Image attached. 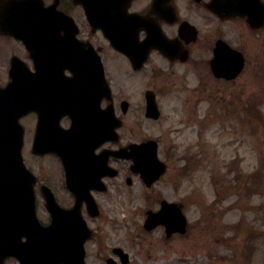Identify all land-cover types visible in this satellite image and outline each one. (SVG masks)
Segmentation results:
<instances>
[{"label": "flooded vegetation", "instance_id": "af4514ba", "mask_svg": "<svg viewBox=\"0 0 264 264\" xmlns=\"http://www.w3.org/2000/svg\"><path fill=\"white\" fill-rule=\"evenodd\" d=\"M34 1L43 19L33 22L28 49L0 34V112L19 113L27 91L24 153L41 225L48 227L53 214L68 215L54 202L63 211L77 205L70 216L83 218L96 237L95 222L117 188L130 182L153 189L116 152L142 148L147 156L156 142L168 164L184 132L202 133L212 114L243 111L246 89L264 78V28L253 24L259 8L233 0H104L111 5L105 12L114 14L110 23L123 31L115 45L90 26L87 0ZM92 2L94 13L103 12L99 0ZM57 12L64 21L53 25ZM13 63L28 76L12 75Z\"/></svg>", "mask_w": 264, "mask_h": 264}, {"label": "rangeland", "instance_id": "374dc122", "mask_svg": "<svg viewBox=\"0 0 264 264\" xmlns=\"http://www.w3.org/2000/svg\"><path fill=\"white\" fill-rule=\"evenodd\" d=\"M260 80L250 93L252 85L246 89L241 115L215 113L202 133L192 128L183 133L167 176L152 190L139 184L116 189L111 205L95 222L97 235L87 245V264H103L114 247L126 249L134 264H264ZM256 99L259 113L254 111ZM159 198L182 205L188 221L185 235L167 239L162 229L144 231L145 213Z\"/></svg>", "mask_w": 264, "mask_h": 264}, {"label": "water", "instance_id": "95a60500", "mask_svg": "<svg viewBox=\"0 0 264 264\" xmlns=\"http://www.w3.org/2000/svg\"><path fill=\"white\" fill-rule=\"evenodd\" d=\"M11 3L10 1L5 4ZM4 5V4H3ZM5 13L3 20L6 22H14L11 15L7 18V10L4 7ZM18 18L16 19V21ZM89 20L92 18L89 16ZM92 22V21H91ZM264 22V19H261ZM20 24L16 22L15 28H20ZM15 132L19 129V141L15 144L13 148V155H9V148L1 144V134H0V226L7 224L6 219L8 216L19 213L20 220L23 221L25 215H27L28 206L32 208L33 206V190L30 181V176L22 163L21 149L23 145L22 136L23 131L20 126H18L17 121L14 123ZM13 159V161H12ZM163 170V169H162ZM13 174L14 176H12ZM9 177V178H8ZM153 180H147L148 183L153 182ZM7 182V183H5ZM161 214L150 217L147 222V228L151 229L153 226L159 224L165 225L169 230H179L184 232L186 228V220L183 217L181 211L176 206H171L165 208ZM28 209V210H27ZM11 221V220H10ZM10 224V223H9ZM23 225H29V222L25 224H20V228ZM56 227L63 231L66 241L59 243L55 238L54 234L57 233ZM14 225L9 227V231L12 232ZM67 226L65 224L57 225L53 224V227L48 231L43 232L44 236H49V242L33 243V244H21L18 241L11 242L6 233L0 232V264H4L5 258L8 256H20L21 258H27V255L31 256L30 262L35 260H44V264H53V261L57 259V252L60 251L59 246L64 251L61 255V260L64 264H85L84 263V253H83V242L70 240L69 233H65ZM7 236V237H6ZM10 236H14L13 233ZM3 237V238H1ZM76 237L83 238L82 233H78ZM29 246V247H28ZM30 250V251H28ZM40 260V261H41ZM72 262V263H71ZM42 264V263H40Z\"/></svg>", "mask_w": 264, "mask_h": 264}]
</instances>
